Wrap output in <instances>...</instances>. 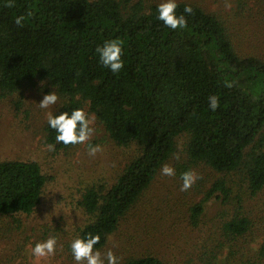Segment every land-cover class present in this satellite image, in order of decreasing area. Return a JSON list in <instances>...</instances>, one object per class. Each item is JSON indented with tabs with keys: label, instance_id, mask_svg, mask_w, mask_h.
Here are the masks:
<instances>
[{
	"label": "trees",
	"instance_id": "1",
	"mask_svg": "<svg viewBox=\"0 0 264 264\" xmlns=\"http://www.w3.org/2000/svg\"><path fill=\"white\" fill-rule=\"evenodd\" d=\"M159 4L0 0V96L18 98L19 110L25 92L43 84L65 98L54 116L88 104L115 144L134 148L108 190L91 187L82 194L79 206L89 220L77 228V238L99 234L96 249L102 250L186 135L187 161L176 173L205 166L220 175L191 207L192 225H200L206 200L215 198L224 208L200 263L264 264V61L242 56L214 14L178 2L176 13L188 23L173 30L158 19ZM186 6L193 11L186 13ZM20 16L23 26L16 23ZM112 40L122 41L119 73L105 67L97 52ZM211 96L219 99L215 111ZM56 135L47 122L46 146H75L58 143ZM48 182L35 162L0 161V236L11 241L10 252L16 247L17 257L26 259L32 238L21 217L36 212ZM124 264L164 262L146 255Z\"/></svg>",
	"mask_w": 264,
	"mask_h": 264
},
{
	"label": "rangeland",
	"instance_id": "2",
	"mask_svg": "<svg viewBox=\"0 0 264 264\" xmlns=\"http://www.w3.org/2000/svg\"><path fill=\"white\" fill-rule=\"evenodd\" d=\"M162 3L164 0H148ZM193 3L214 14L227 26L237 51L242 56H255L264 61V0H176ZM230 4L231 7H226ZM55 90L41 84L25 92L22 107L17 110L18 98L0 96V161L22 160L37 163L48 178L41 204L35 213L22 216L27 233L32 238L26 246V259L10 252L12 243L0 236V264H76L70 245L77 239V228L89 217L79 206L82 194L91 187L109 189L131 161L134 148L115 144L95 117V132L85 144L67 151L48 150L44 144L47 114L63 104L59 96L56 105L41 109L43 97ZM84 110L91 116L89 105ZM95 116V115H94ZM187 136L177 141V150L166 163L177 172L186 164ZM100 145L102 151L89 155V146ZM179 155V159L176 156ZM199 177L187 191H181L182 180L163 176L161 172L154 185L145 193L133 210L122 220L117 231L109 237L102 253L111 250L119 264L146 255L161 259L164 264H201L200 258L216 231L221 206L215 198L206 200L201 223L195 227L190 220V209L206 197L213 181L220 175L205 166L193 170ZM57 231V232H56ZM47 239L57 240L54 256L37 260L31 249ZM213 241V240H211ZM261 238L251 245L256 251ZM12 256H15L12 260Z\"/></svg>",
	"mask_w": 264,
	"mask_h": 264
},
{
	"label": "clouds",
	"instance_id": "3",
	"mask_svg": "<svg viewBox=\"0 0 264 264\" xmlns=\"http://www.w3.org/2000/svg\"><path fill=\"white\" fill-rule=\"evenodd\" d=\"M8 7L14 6L11 2ZM226 7H231L230 4H226ZM178 4L176 0H164V2L158 5V19L163 21L166 27L173 30L186 28L187 19L184 15H177L176 9ZM184 11L191 13L193 9L190 6H186ZM25 17L20 16L16 18V23L23 26ZM99 53L100 62L113 73H119L124 67V61L122 59L123 47L122 41L112 40L106 41L102 47L97 48ZM231 86V85H229ZM59 100V96L56 92H52L43 97L39 103L41 109H48L50 106L56 105ZM209 106L215 111L219 107V99L217 96L209 97ZM47 122L49 126L57 133L55 139L58 143L64 145H78L87 143L93 136L95 129L92 127L95 123V116L89 115L83 108L74 109L71 114L67 111L53 115L51 112L47 114ZM54 145H47L48 150H54ZM103 149L100 145L89 146V155L95 156ZM179 155L176 159H179ZM175 169L165 164L161 169V175L163 176H175ZM200 177L194 171H186L181 174V191L189 190ZM101 236L99 234H88V237L77 238L72 241L70 248L71 253L76 261V264H119V258L113 251L101 252L96 249V245L100 242ZM57 250V240L55 238H49L46 241L36 243L35 247L31 249L32 255L37 260L46 259L54 256Z\"/></svg>",
	"mask_w": 264,
	"mask_h": 264
}]
</instances>
